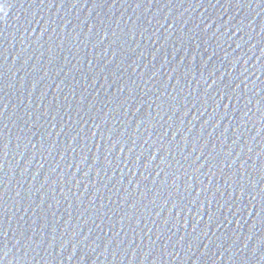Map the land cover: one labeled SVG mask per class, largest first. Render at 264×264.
Segmentation results:
<instances>
[{"label": "water", "instance_id": "water-1", "mask_svg": "<svg viewBox=\"0 0 264 264\" xmlns=\"http://www.w3.org/2000/svg\"><path fill=\"white\" fill-rule=\"evenodd\" d=\"M0 264H264V0H0Z\"/></svg>", "mask_w": 264, "mask_h": 264}]
</instances>
